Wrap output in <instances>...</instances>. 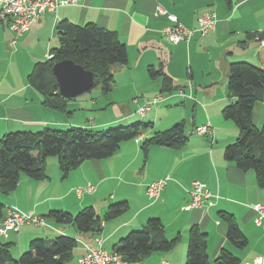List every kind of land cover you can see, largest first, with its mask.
<instances>
[{
  "label": "crops",
  "instance_id": "0c3cea01",
  "mask_svg": "<svg viewBox=\"0 0 264 264\" xmlns=\"http://www.w3.org/2000/svg\"><path fill=\"white\" fill-rule=\"evenodd\" d=\"M159 7L176 15L189 29L198 28L199 16L213 12L216 28L205 37L195 32L189 41L172 44L162 34L171 23L167 16L158 14ZM64 21L79 26L96 24L116 32L126 45L128 65L115 68L114 87L108 95L102 93L106 99L100 101L99 107L102 111L123 107L116 120L103 118L90 123L88 119L73 117L80 108L78 105L88 102L90 97L85 96L90 92L69 99L68 111L63 113L45 106L42 94L29 83L28 76L34 65L46 61L52 49L60 46L58 26ZM261 33L264 34V0H231V3L226 0H79L77 4L60 5L56 12L44 13L19 37L7 21L2 23L0 139L7 133L40 132L47 127H81L95 131L107 123L122 121L148 122L151 126L141 135L140 141L134 139L122 143L109 158L85 161L66 178L62 177L58 160L50 158L45 180L22 175L17 188L5 199V214L8 207L14 206L41 218L44 224H35L41 227L38 231L30 227L23 229L29 225L26 224L19 233L10 232L8 237L0 235V243H11L12 246H23L24 243L25 247L37 238L50 240L54 236L68 235L78 240V247L66 264H79L87 247H99L98 239L104 250L113 252L118 240L143 228L151 218H159L168 238L180 235L179 242L169 251L153 253L141 262L129 264H185L189 230L194 225L206 232L211 258L215 259L226 249L241 261V254L237 256L233 252L234 248H240L229 240L228 224L219 213L235 216L249 244L252 238L249 227L253 226L255 216L253 207L264 204V188L259 186L253 170L243 171L225 159L226 147L237 140L240 131L233 120L224 118L222 112L234 101L228 89L229 64L243 61L264 67V50L254 38ZM151 67L163 69L174 85L184 90L186 97L176 99L172 96L174 92L167 93L169 97L152 105L146 116L141 117L137 113L138 106H144L158 95H166L162 92V78L150 76ZM90 103L95 106L99 101L97 97L91 98ZM191 106L189 123L187 110ZM85 112L99 115L93 108ZM252 120L256 126H264V97L254 104ZM181 122L187 136L182 147L152 145L148 154L144 153V140ZM206 124L212 127L211 135L195 133L197 127ZM166 176L170 180L161 197L151 200L147 186ZM193 181L207 185L213 194L212 204L183 210L190 201L188 191ZM89 184L95 187L92 193L87 191ZM77 188L83 189L82 194ZM122 202L127 203V212L104 222L99 234L80 233L71 225L47 217L54 210L75 215L89 206L102 217L111 205ZM262 231L264 234V228ZM263 239L264 235H260L259 243ZM257 245L253 249H258ZM248 251H243L244 264L264 259L263 248L252 253Z\"/></svg>",
  "mask_w": 264,
  "mask_h": 264
},
{
  "label": "trees",
  "instance_id": "16d2710c",
  "mask_svg": "<svg viewBox=\"0 0 264 264\" xmlns=\"http://www.w3.org/2000/svg\"><path fill=\"white\" fill-rule=\"evenodd\" d=\"M226 1L231 3V0ZM58 34L60 46L52 49L51 58L34 65L28 81L42 94L45 106L66 113L69 99L59 94V83L53 73L56 63L68 59L92 71L95 76L92 90L100 88L104 95H108L114 87L115 68L127 66L129 58L126 45L119 40L117 33L96 24L79 26L64 21L58 26ZM149 74L152 78H162V92L173 93L178 89L163 69L151 67ZM228 89L234 101L222 113L225 119L235 122L240 133L237 140L226 147L224 157L243 171L253 170L259 186L264 188V126L258 127L252 120L254 104L264 97V67L243 61L229 64ZM150 126L148 122H137L101 131L47 127L40 132L7 133L0 139V192L6 196L11 194L22 175L45 180L47 160L51 157L57 158L62 177L66 178L85 161L111 157L122 143L136 139ZM186 141L185 126L181 122L144 140L142 149L148 154L152 145L180 148ZM127 210V203L122 202L111 205L102 217L92 206L75 215L54 210L47 217L60 224L71 225L80 233L99 234L104 222L122 216ZM219 215L228 224L229 240L240 249L246 247L248 240L235 216L228 212H220ZM5 216V204L0 202V220ZM179 240L180 235L168 238L161 219L151 218L142 230H133L120 239L113 252L122 255L128 263H137L153 253L171 250ZM11 246V243H0V264H66L73 257L78 240L68 235L51 240L37 238L29 243V250L18 260L13 258ZM185 264H241V261L226 249L211 260L208 236L194 225L189 230Z\"/></svg>",
  "mask_w": 264,
  "mask_h": 264
},
{
  "label": "built area",
  "instance_id": "2783aa9c",
  "mask_svg": "<svg viewBox=\"0 0 264 264\" xmlns=\"http://www.w3.org/2000/svg\"><path fill=\"white\" fill-rule=\"evenodd\" d=\"M78 2L79 0H0V25L7 21L9 28L19 37L44 13L56 12L60 5L77 4ZM158 14L165 15L170 20L171 24L162 30V34L172 44L189 41L195 32H199L202 37H205L216 28L217 20L213 12H207L199 16L197 29L185 27L180 23L176 15L169 13L162 7H159ZM257 41L259 46L264 50V38L258 37ZM49 58H51L50 55ZM178 96L186 97L184 90H180ZM163 100L164 97L159 95L149 101L147 105L140 107L137 113L144 117L151 110L153 104H157ZM195 133L202 136L211 135L212 127L210 124L197 127ZM141 139V135L136 138L137 141ZM169 180L170 177L166 176L163 179L151 182L147 186L148 197L153 201L158 200ZM82 191V188H77L79 194H82ZM87 191L92 193L95 191V187L89 184ZM188 193L190 201L182 208L183 210L202 208L205 205L212 204L213 194L207 185L200 181H193ZM253 210L255 213V224L264 228V204H256ZM26 224L42 225L44 221L32 214L22 212L14 206H10L7 208L5 218L0 220V235L8 237L10 232L19 233L21 228ZM97 241L99 247H87L86 254L78 260L79 264H129L123 259L122 255L104 250L101 247L102 241L100 239ZM163 264L168 263L164 262ZM245 264H264V259L258 258L253 262Z\"/></svg>",
  "mask_w": 264,
  "mask_h": 264
},
{
  "label": "rangeland",
  "instance_id": "374dc122",
  "mask_svg": "<svg viewBox=\"0 0 264 264\" xmlns=\"http://www.w3.org/2000/svg\"><path fill=\"white\" fill-rule=\"evenodd\" d=\"M261 34H263V33H261ZM261 34H258V35H255V39H256V41H257V38L258 37H260V38H264V37H262L261 36ZM258 42V41H257ZM259 44V43H258ZM179 91H180V88L179 89H177L173 94H172V96H173V98L175 97H180V96H178V93H179ZM166 95H163L164 96V98L165 97H169V95H167V93H165ZM87 96H85V97H90V99L89 100H87L88 102H82V103H80L78 106L80 107L79 109H77L76 110V112L75 113H73L72 115H74L73 117H80V118H83L84 120H89V122L90 123H93V122H95V120H97V121H101L103 118H105V119H110V120H116L117 118H119L120 117V115L122 114L121 113V111H119V110H122L123 109V107H121V108H118V109H116L115 107H113V108H111V109H109L108 111H102L99 107H100V101H105L104 99H106L103 95H102V92H101V89L99 88V89H94V90H92V92H90V93H88V94H86ZM177 95V96H176ZM99 96H101V97H99ZM159 96V95H158ZM97 97V100L99 101V103L97 104V105H95V106H93V105H91V98H96ZM139 97V96H138ZM157 97V96H156ZM155 98V97H154ZM78 99H80V98H78ZM140 99H142V98H140ZM177 99V98H176ZM162 102V101H161ZM145 105H147V104H145ZM153 105H155V104H153ZM178 106H180V104H178ZM172 107H176V106H172ZM92 108L93 109H97V111H99V115L97 116V115H89V114H87L85 111L87 110V109H91L92 110ZM140 108V106H138L137 107V109H139ZM189 108V107H188ZM125 110V109H124ZM187 111H189V115H187V116H190V117H188V122L190 123L191 122V112H192V106L187 110ZM134 112V109H133V111L131 112V113H133ZM126 113H124L122 116H124ZM146 116V115H145ZM144 116V117H145ZM142 117V116H141ZM76 119V118H75ZM129 121H122L121 123H110V124H108L107 123V125H104L103 127H99L98 129H94L95 131H101V130H105V129H110V128H117V127H122V126H127V125H130V124H134V123H128ZM188 129V128H187ZM50 159H56L57 160V158L56 157H51ZM7 198V196L6 195H4V194H2L1 192H0V202H2L3 204H5L6 205V202H5V199ZM26 227H30V228H33V230H37L38 228H41V227H39V226H36L35 224H29V225H26V226H24L23 227V229H25ZM43 227V226H42ZM143 229V228H142ZM142 229H140V230H142ZM262 229L263 228H258V226H256V224H255V222H253V226H250L249 227V234L251 233V236H252V238H251V241L249 242V244H248V246L247 247H245V249H248V250H250V251H248V253H252V252H256L257 250H259V249H261V248H263V252H264V239H263V241L262 242H260L259 243V241H258V238H259V236L260 235H264L263 234V231H262ZM38 231V230H37ZM138 231V230H137ZM129 234V233H128ZM127 234V235H128ZM58 236H60V235H58ZM58 236H54V237H52L51 239H54V238H56V237H58ZM126 236V235H125ZM50 239V240H51ZM44 240H47V239H44ZM119 241V240H118ZM30 243V242H29ZM29 243H27L26 245H25V247H24V243H23V246L22 245H13L12 247H11V251H12V255H13V258L15 259V260H18L20 257H21V255L23 254V253H25V252H27L28 250H29ZM259 243V244H258ZM258 244V245H257ZM254 245H257V247H258V249H253V246ZM244 249V250H245ZM244 250H240V249H237V248H234V254H236L237 256H240V254H241V261H242V263L241 264H244V257H243V251ZM210 256V255H209ZM211 258V257H210ZM211 260H213V258H211Z\"/></svg>",
  "mask_w": 264,
  "mask_h": 264
},
{
  "label": "water",
  "instance_id": "95a60500",
  "mask_svg": "<svg viewBox=\"0 0 264 264\" xmlns=\"http://www.w3.org/2000/svg\"><path fill=\"white\" fill-rule=\"evenodd\" d=\"M53 73L59 83V94L66 99H73L91 91L95 84L94 73L72 60L56 63Z\"/></svg>",
  "mask_w": 264,
  "mask_h": 264
}]
</instances>
